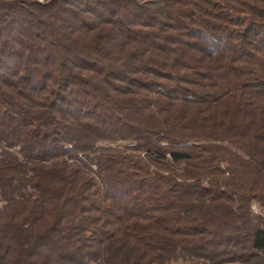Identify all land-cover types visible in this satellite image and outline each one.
I'll list each match as a JSON object with an SVG mask.
<instances>
[{
  "label": "trees",
  "instance_id": "16d2710c",
  "mask_svg": "<svg viewBox=\"0 0 264 264\" xmlns=\"http://www.w3.org/2000/svg\"><path fill=\"white\" fill-rule=\"evenodd\" d=\"M0 203V264H264V0H0Z\"/></svg>",
  "mask_w": 264,
  "mask_h": 264
},
{
  "label": "rangeland",
  "instance_id": "374dc122",
  "mask_svg": "<svg viewBox=\"0 0 264 264\" xmlns=\"http://www.w3.org/2000/svg\"><path fill=\"white\" fill-rule=\"evenodd\" d=\"M1 206V203H0ZM253 210L256 212L257 211V207L256 205H253ZM169 264H201L199 262L193 261V260H177L175 262H171Z\"/></svg>",
  "mask_w": 264,
  "mask_h": 264
}]
</instances>
